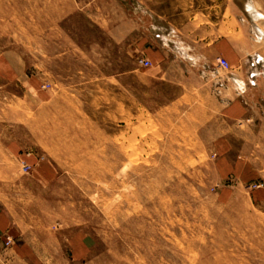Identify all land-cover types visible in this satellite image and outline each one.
<instances>
[{"label":"rangeland","instance_id":"1","mask_svg":"<svg viewBox=\"0 0 264 264\" xmlns=\"http://www.w3.org/2000/svg\"><path fill=\"white\" fill-rule=\"evenodd\" d=\"M246 1L0 0L10 232L87 235L90 264H264V115L228 116L208 46L264 55Z\"/></svg>","mask_w":264,"mask_h":264},{"label":"crops","instance_id":"2","mask_svg":"<svg viewBox=\"0 0 264 264\" xmlns=\"http://www.w3.org/2000/svg\"><path fill=\"white\" fill-rule=\"evenodd\" d=\"M245 10H251L249 0L245 3ZM244 5V6H245ZM255 15L262 16L259 11ZM259 33L264 35L263 28L259 27ZM212 46L214 57L223 56L226 58L222 44L215 42L208 44ZM254 50V49H253ZM259 58L260 62L255 63ZM205 61L204 56L199 57ZM231 68L223 77L224 86L220 87V102L229 112V117L237 120H252L256 111L264 115V84L258 68L264 67V55L261 52L245 53L235 52L230 57ZM217 61V60H216ZM239 63L238 65H233ZM255 63V66L252 65ZM251 71V72H250ZM263 71V70H261ZM221 72V71H220ZM249 72V74H248ZM245 77V78H244ZM254 83H251V82ZM15 220L9 217L8 213L0 208V264H90L89 262V241L87 235L75 234L69 237L66 244L57 236H53L48 241H43L41 237L18 236L10 232ZM15 226V225H14ZM6 235L15 239L11 246H4ZM46 256V257H45ZM64 261V262H63Z\"/></svg>","mask_w":264,"mask_h":264},{"label":"built area","instance_id":"3","mask_svg":"<svg viewBox=\"0 0 264 264\" xmlns=\"http://www.w3.org/2000/svg\"><path fill=\"white\" fill-rule=\"evenodd\" d=\"M258 62H260V59L259 58L256 59V62L255 63H258ZM255 63H252V65L255 66ZM217 68H218L217 69L218 71H228L231 68V66H230V63H229V61L227 59H225L223 57H219L217 59ZM251 83H254V82L252 81ZM220 86L221 87L224 86V80H223V78L220 81Z\"/></svg>","mask_w":264,"mask_h":264}]
</instances>
